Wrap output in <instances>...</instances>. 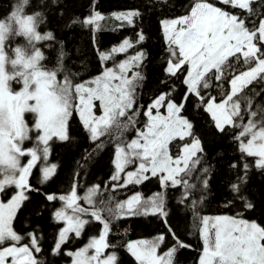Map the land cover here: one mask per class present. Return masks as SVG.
Wrapping results in <instances>:
<instances>
[{"label": "snow or ice", "instance_id": "obj_1", "mask_svg": "<svg viewBox=\"0 0 264 264\" xmlns=\"http://www.w3.org/2000/svg\"><path fill=\"white\" fill-rule=\"evenodd\" d=\"M161 2L167 4V0ZM254 2L257 3L256 9L252 8ZM217 3L224 7L217 6ZM217 3L193 0L184 15L162 21L171 57L166 72L175 77L185 64L189 65L183 80L187 86L186 95L180 104L174 102L170 94L158 95L145 113L148 117L146 131L137 129L136 138L115 144L114 173L110 176L114 182L111 184L113 191L156 176L162 188L181 185L185 189V198L190 196L195 186L181 178L180 174L191 175L194 167L200 164L201 157L197 153H203V147L193 132V123L181 115L189 97L200 98L199 104L211 114L218 132L226 134L228 128L239 129L232 138L238 143L242 163H233L230 167H240L242 174L231 185L234 193L239 194L241 186L247 183L248 171L252 167L246 162L247 157H255V167L264 169V107L258 105L256 110H252L251 98L244 96L241 99L248 111L242 114L241 100H234L254 81L264 84V0H217ZM28 4L29 0H18L10 15L0 19V196H8L6 189L9 187L16 189L7 200L0 199V264H9V257L10 264H43V260H37L34 255L41 252L42 235L28 233V242L22 244L25 237L12 227L18 210L33 192L44 195L49 202H62V206L54 211V218L64 221L67 226L58 230L52 254H61L70 233L81 237L86 226L99 222L102 224V234L98 238L90 237L86 246L63 254L73 257L72 264H117L115 252L106 256L102 252L115 247L107 241L112 221L125 215H155L162 218L166 232L153 241L128 243L127 249L140 264H176L179 251L191 246L179 238L178 228L168 223L164 192L148 198L133 194L110 207L111 198L108 202L99 203L94 198L100 185L90 187L80 196L75 178L67 195L44 193L41 187L29 183L37 163L47 161L50 141L53 138L58 141L70 139L69 120L74 111L94 142L108 135L110 130H127L135 124L134 115L138 113L128 115V111L134 107L136 87L144 77L138 70L131 78L127 73L133 67L139 69L145 56L143 52H138L115 67L105 68L102 75L86 82L73 85L68 76L58 80L57 74L61 69L45 68L42 64L44 53L34 47V42L52 41L55 37L51 31L43 34L38 31L43 15L41 12L25 14L24 9ZM229 9L242 10L243 14ZM139 16L138 10L113 14L114 19L126 21L129 26H134L133 18ZM103 18L100 12L92 11L84 20L73 18L69 23L94 26V30L99 31L98 21ZM10 35L27 37L28 41V47L14 48L13 57L5 52V41ZM144 40L145 36L138 33L137 41ZM133 46V42L126 38L109 52H98V56L102 61H107L114 54L126 52ZM60 55L63 56V51ZM241 60L247 66L244 70L236 68ZM7 65L11 66L10 71ZM226 72L229 74L226 75ZM213 78L216 81L226 80L230 85L227 94L222 93L219 103L216 97L201 94L202 90L211 87ZM14 80L22 85L19 91H13L11 87L10 82ZM261 92L264 89L255 92V95ZM94 101H99L102 108L103 114L98 117L93 111ZM161 107L166 108V115L160 114ZM25 113L34 114L32 128L24 119ZM245 116L248 117L246 121ZM122 117H127V123H121ZM31 131L37 133L36 144L25 150L23 143L30 139ZM186 137H191V141L184 145L183 154L173 159L169 153L170 142ZM116 139L119 140V137ZM103 147L102 142L98 143L93 151L102 150ZM26 155L30 159L26 165H21V157ZM190 160L193 167L189 166ZM137 161L135 171H126L129 165ZM57 167L55 163H43L38 183L44 185L49 182L56 174ZM203 172L208 173L209 168H203ZM122 173L126 176L124 181H121ZM149 173L150 176L147 175ZM202 183L207 187V179ZM239 198L245 201V209L254 207L246 197ZM79 200H84L87 206H81ZM191 203L195 207L198 201L192 200ZM105 212L107 217L103 215ZM201 222L203 251L198 264H264V226L244 219L242 213L236 216H203ZM166 235L171 236L173 244L165 253L157 255Z\"/></svg>", "mask_w": 264, "mask_h": 264}, {"label": "trees", "instance_id": "obj_2", "mask_svg": "<svg viewBox=\"0 0 264 264\" xmlns=\"http://www.w3.org/2000/svg\"><path fill=\"white\" fill-rule=\"evenodd\" d=\"M210 2L217 3V0ZM17 3L18 0H0V19H6ZM192 3L193 0H167V4L161 0H29V4L24 9L25 14L41 12L43 22L39 24L38 31L41 34L48 31L53 33L54 40L34 42V47L40 48L44 53L45 60L42 64L45 68L61 69L57 74L60 80L68 76L75 85L102 75L108 60L102 61L98 52H109L126 38L134 44L129 49V53L143 52L145 56L138 69L144 79L136 87L135 104L133 109L128 111V115L138 113L134 115L135 124L129 126L127 130L123 128L110 130L108 135H103L94 142L90 139L91 135L84 128L78 113L74 111L69 120L70 139L58 141L54 138L51 142L52 152L46 163L58 165L56 174L49 182L40 185L38 180L41 177V165L44 163L42 160L33 168L29 183L41 187L44 193L67 195L70 194L75 178L78 181L77 193L80 196L90 187L100 185V192L98 191L94 198L97 203L108 202L111 198L110 207L117 201L129 199L140 190L145 191L143 194L145 198L164 192L168 211L167 221L178 228L179 238L191 246L179 251L176 264H198L203 251L201 234L203 216H236L242 213L243 218L264 226V169L255 167V157H247L246 162L252 165L248 171L247 183L241 186L239 194L232 191V183L242 174L240 167H230L233 163H242L238 143L232 138L239 129L228 128L226 134L218 132L211 114L199 104V97H189L181 112L182 116L193 123V132L200 139L203 147V153L197 154L201 157L200 164L194 167L191 175L180 174L181 178L187 179L195 186L190 196L185 198V189L181 185L162 188L161 181L156 176H150L144 183L129 184L126 188L116 191L111 188V184L114 183L110 180V176L114 173L115 144L130 142L137 137V129H145V124L148 122L146 110L158 95L170 94L177 104H180L186 95L187 86L183 80L186 78L188 65L185 64L181 73L175 77L166 72L171 57L162 21L184 15ZM217 6L224 7L219 3ZM252 8L256 9L257 3L254 2ZM129 10L140 12L139 17L133 18L134 26L127 25V22H118L111 16ZM229 10L243 14L239 9ZM92 11H98L108 18L109 22L102 23V26L100 24L99 31H95L94 26L69 23L73 18L84 20ZM138 33L145 36L143 42L137 41ZM15 47H28L27 37L10 35L5 41V51L9 57L14 56ZM61 51H63L62 57ZM121 56L123 55H120V58ZM246 67L242 60L236 65L238 70H244ZM228 74L226 72V75ZM229 88L230 85L226 80L216 81L213 78L211 87L202 90L201 94L214 96L217 102H220L222 93L226 95ZM261 89H264V84L254 81L234 97V100H241L242 114L248 111L245 102L241 99L244 96L251 98L252 110H256L258 105L264 107V92L255 95V92H260ZM247 118L245 116V121ZM120 120L122 124L127 123V117H122ZM116 137H119V140ZM191 139V137H186L184 140L178 138L172 146L180 148L189 144ZM100 142L104 145L102 150L93 151ZM194 159L195 157L192 160ZM189 166L193 167L192 161ZM205 167L209 168L208 173L203 172ZM204 179H207V187L202 183ZM240 196L246 197L254 207L245 209L243 207L245 201L240 199ZM192 200L198 201L195 207L191 203ZM78 203L87 206L84 200H79ZM61 206L62 202L58 200L49 202L44 195L33 192L30 194V199L18 210L13 221L14 229L25 237L23 242H28V233L36 232L42 235L41 252L34 255L37 260H43V264L71 263L73 257L64 255V252H74L92 232L95 233L96 238L102 234L101 223H90L85 227L82 237L70 236L62 246L60 255L52 254L58 230L64 226L63 221L54 218V211ZM103 215L107 217L106 212ZM165 232V223L159 216L125 215L112 221L107 241L115 247L106 249L104 255L115 252L118 257L117 264H140L126 249L127 244L143 239L153 241ZM164 243L167 247H171L173 244L171 236L166 235Z\"/></svg>", "mask_w": 264, "mask_h": 264}, {"label": "rangeland", "instance_id": "obj_3", "mask_svg": "<svg viewBox=\"0 0 264 264\" xmlns=\"http://www.w3.org/2000/svg\"><path fill=\"white\" fill-rule=\"evenodd\" d=\"M120 13V12H119ZM104 18L102 19V20H100V21H98V24H99V26H100V24H102V23H107V22H109L108 21V18H107V16H105V15H102ZM112 16V18H113V14L111 15ZM114 19V18H113ZM114 20H116V19H114ZM134 20V19H133ZM116 21H118V22H126V21H120V20H116ZM101 22V23H100ZM133 23H134V21H133ZM119 45H117L116 47H118ZM130 49V48H129ZM129 49H127V51L126 52H123V53H117V54H115V55H113V57L112 58H110V59H108V65H106L105 66V68H109V67H115L116 65H118L120 62H123L124 60H126L127 58H129V57H131V56H134V55H136L135 53L134 54H132V53H129ZM6 52V51H5ZM7 54V53H6ZM120 55H123V56H121V58H120ZM7 67V69L10 71L11 70V66L10 65H7L6 66ZM188 68H189V65H188ZM138 69L137 68H135V67H133L130 71H128V73H127V75H128V77L129 78H131L133 75H134V72L135 71H137ZM58 78V77H57ZM58 80H60L59 78H58ZM11 83V87H12V89H13V91H19L20 89H21V87H22V85H21V83H18L17 81H11L10 82ZM153 103V102H152ZM151 103V104H152ZM217 103H219V102H217ZM94 104H95V107H94V109H93V111H94V114L98 117V116H100V115H102L103 114V112H102V108H101V106H100V102L99 101H94ZM147 111V110H146ZM160 114L161 115H166L167 114V112H166V108H164V107H161L160 108ZM153 115H155V110L153 111ZM24 119H25V121H26V123L29 125V128H32V125L34 124V114H32V113H25V115H24ZM145 131H146V129H144ZM36 135H37V133L35 132V131H31L30 133H29V136H30V139H28V140H26V141H24V143H23V148L25 149V150H27V149H29V148H31V147H34L35 146V144H36V140H35V137H36ZM54 139V138H53ZM176 139H178V138H176ZM176 139H173L171 142H170V144H169V153H170V155L173 157V159H175L177 156H180V155H182L183 154V147L184 146H181L179 149L178 148H174L173 146H172V143L176 140ZM52 141H50V146H51V150H50V153L52 152V143H51ZM143 142V141H142ZM173 147V148H172ZM198 154V153H197ZM50 155V154H49ZM49 157V156H48ZM30 159V157L29 156H24V157H21V160H20V162H21V165H26L27 164V161L26 160H29ZM193 159V158H192ZM48 160V159H47ZM44 163H46L45 161H43ZM191 162V160L189 161V163ZM138 161L137 162H135V163H133L132 165H129L127 168H126V171H135L136 169H137V166H138ZM51 163H49V165H50ZM132 166H134V167H132ZM147 175H149L150 176V173L149 174H147ZM29 179H30V177H29ZM126 179V176L122 173L121 174V181H124ZM146 180H144L142 183H144ZM139 184H141V183H139ZM6 191H7V193H8V196H0V199H3V200H7L9 197H10V195L13 193V192H15L16 191V189L15 188H11V187H9V188H7L6 189ZM144 190H140L138 193H135V194H140L142 197H143V194H144ZM215 216H220V215H214V216H209V217H215ZM228 216H230V215H228ZM245 219V218H244ZM14 221V220H13ZM64 222V221H63ZM67 225H66V223L64 222V226L63 227H66ZM12 227H13V222H12ZM13 229H14V227H13ZM15 230V229H14ZM16 231V230H15ZM84 231V230H83ZM20 234V233H19ZM22 235V234H21ZM71 235H73L74 237H75V235H74V233H70L69 234V236H68V239H67V241L69 240V238H70V236ZM82 235H83V233H82ZM82 235H81V237H82ZM22 236H24V235H22ZM90 237H96L95 236V233L94 232H92V233H90V234H88V237H87V239H86V241L85 242H83L82 243V246H80V247H78L75 251H77V250H79L80 248H82V247H84V246H86V244L88 243V241H89V238ZM24 241V240H23ZM21 242L22 244L23 243H26V242ZM140 241H152V240H150V239H143V240H136V241H132V242H130V243H138V242H140ZM170 247H167L166 246V244L165 243H163V244H161L160 245V247L158 248V250H157V255H162L163 253H165L168 249H169ZM74 251V252H75ZM105 251H106V249H104V250H102V252H103V255H104V253H105ZM89 254H91V252L89 253ZM10 261H11V257H9L8 258V262H9V264H10ZM72 261H73V259H72ZM72 261H71V263H69V264H72Z\"/></svg>", "mask_w": 264, "mask_h": 264}, {"label": "bare ground", "instance_id": "obj_4", "mask_svg": "<svg viewBox=\"0 0 264 264\" xmlns=\"http://www.w3.org/2000/svg\"><path fill=\"white\" fill-rule=\"evenodd\" d=\"M101 23V22H100ZM101 26H102V24H101ZM103 29V28H102ZM105 29H106V27H105ZM49 44V43H48ZM47 44V45H48ZM51 45V44H50ZM115 55V54H114ZM106 62V61H105ZM59 73H60V71H59ZM95 78V77H94ZM148 121V120H147ZM136 126V125H135ZM87 131V130H86ZM90 134V133H89ZM88 134V135H89ZM91 135V134H90ZM137 136V135H136ZM107 138V137H106ZM104 141V140H103ZM92 142V141H91ZM101 143V142H100ZM173 148V147H172ZM179 149V148H178ZM102 189V188H101ZM127 191V190H126ZM100 192V191H99ZM143 198H145V197H143ZM100 231V230H99ZM151 237H153V236H151ZM156 238H154V240H155ZM126 246V245H125ZM127 249V248H126ZM138 263V262H137Z\"/></svg>", "mask_w": 264, "mask_h": 264}]
</instances>
